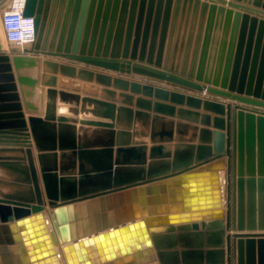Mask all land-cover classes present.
Returning <instances> with one entry per match:
<instances>
[{"label":"water","instance_id":"95a60500","mask_svg":"<svg viewBox=\"0 0 264 264\" xmlns=\"http://www.w3.org/2000/svg\"><path fill=\"white\" fill-rule=\"evenodd\" d=\"M186 1L244 11L235 47L229 22L213 38L210 18L187 71L155 61L152 47L144 59L142 11L132 45L137 0L123 51L120 0L111 17V1L105 11L104 0L25 1L35 40L0 39V250L21 252L0 264H61V253L67 264H172L179 249L198 264H264V0ZM76 77L103 86L101 97L82 96Z\"/></svg>","mask_w":264,"mask_h":264},{"label":"crops","instance_id":"0c3cea01","mask_svg":"<svg viewBox=\"0 0 264 264\" xmlns=\"http://www.w3.org/2000/svg\"><path fill=\"white\" fill-rule=\"evenodd\" d=\"M104 1H106L104 4L105 6H103L104 11L107 9L106 3L108 1L112 2V4L109 6L110 7V17H111L112 13H113V9H114L115 0H104ZM208 1L210 2V4L213 3V2H211V0H208ZM132 2H133V0H120L118 7H117V9L119 11L118 12L119 15H120V12L122 11L123 6L126 7V13H125L126 17H125V21H124L125 36L123 35L122 45L120 47V50L123 49L122 47H124V42L126 40V32L128 30L129 15H130V11L132 9ZM143 2H144V4L142 7ZM123 3H124V5H123ZM215 3L218 5V7L220 5H222L221 3L217 2V1ZM175 5H176V0H137L136 8H135V16H134L135 19H134V23L132 26V36H131L132 39H131V41H132V45H133L134 40L136 39L138 18H139L140 12L142 11V22H141V26H140V35L138 37V47H139V52H140V48H142V46L144 45V47H145V52H144L145 58L144 59H146V60L148 59V57L150 55V48L152 47V48H154L152 58L155 61L160 59L159 61H161L162 63L166 62L170 65H173L174 67H176L179 70H181V68L183 67V64H185V65H187L186 71L189 70L190 65H192L193 63L198 64V61L200 58V51H201V47H202L201 41L203 39V34L206 32L207 25H208L210 18H212V28L211 29H212L213 38L217 32L218 33V39H222L223 34L226 33V24H227V22H229L228 30H227V36H226V41L228 44L226 46H229L230 43L233 41L234 47H235V45L239 39V34L241 31L242 22H243L242 16H240L238 18L236 17V12L241 11L242 13H244V11L237 9V8H230V6L228 4H224V7H225L224 13L219 15L218 9L215 10L213 13H211V9L208 6L203 12L202 5H200L196 9L194 3H191L189 1L185 2V0H181L180 6H179V13L177 15V18H176V20L174 22V26H173V14L175 11ZM229 9H232V11H233V13L230 15V19L228 18L229 17V13H228ZM95 15H96V13H95ZM119 15L117 14V16H119ZM149 15H152V20H151L150 27H149L148 32H147V36H145L144 33L146 32L147 17ZM158 15L160 16V20H159L158 29L156 31L155 43L153 44V41H154V36H153L154 23H155V18ZM251 15H253V14H251ZM103 16H104V12L102 13V18H101L102 20H99L98 26L96 25L97 21L95 20V17H94L93 23L91 24V26H92L91 30H90L91 32L99 31L98 33H100L103 30V23H104L103 22ZM166 17H168V21H167V26L165 28L164 24H165V18ZM259 17H264V14L259 15ZM202 19H203V23H201ZM228 19H229V21H228ZM110 20H108L107 26L105 27V30L106 31L110 30L112 32H115L117 30L118 22L115 21L113 23V25H111L112 22ZM219 20H220V28L217 30L216 29L217 28L216 23ZM200 25H202V28H200ZM172 26H173V28H172ZM199 30L202 33L200 36V42L198 43ZM191 35H192V38L190 40L191 42H190L189 46L187 47V44H188V41H189ZM113 40H114V37H112V42H114ZM1 41L3 42V45L5 47L7 45L8 46H14V45H9V43H7L4 31H3V37H2ZM87 41H88V45H90L91 36L88 38ZM98 42H99V34H98V37L94 41V44L96 43L94 46L97 47L99 45ZM131 48H132V46H131ZM187 48H188V50H187ZM138 55H139V53H138ZM122 75L130 77V78L138 79V80L150 81V82L161 84V85L176 87V86H172L170 83L155 81L152 78L142 76V75H136V74H122ZM58 77L60 78L61 75L58 74ZM70 79H72V78H70ZM72 80L81 81L82 87L80 88L79 93L82 96L88 92H91V93H96L97 94L96 97H98V98L101 97L103 86L98 85L95 80H93L90 83L82 81L78 77L73 78ZM87 84L98 85L97 90L87 88L86 87ZM46 87L48 88V86H46ZM183 90L202 94L201 92L194 91L191 89L183 88ZM137 97H140V96H137ZM86 106L89 110H93L94 108H96L95 104L89 105V103H87ZM26 117H28V114H26ZM83 117H87V116L83 115ZM177 252H178V255H174V254L167 255L168 256V262H171L172 264L175 262H178L180 264H185V263L186 264H198L199 260L196 257L197 255L190 254V255L184 256L182 254L181 249L177 250ZM172 253H174V251ZM20 254H21L20 251H9V250H5V249L0 250V260H3V261L8 260V259H10V257H17ZM203 256H204L203 259L205 260L207 258L206 252L204 253ZM60 263L61 264H67L64 253H61V255H60ZM45 264H51V263L47 262Z\"/></svg>","mask_w":264,"mask_h":264},{"label":"built area","instance_id":"2783aa9c","mask_svg":"<svg viewBox=\"0 0 264 264\" xmlns=\"http://www.w3.org/2000/svg\"><path fill=\"white\" fill-rule=\"evenodd\" d=\"M26 0H0V8L7 4L1 16V24L7 42L23 48L35 40L34 17L25 16Z\"/></svg>","mask_w":264,"mask_h":264},{"label":"rangeland","instance_id":"374dc122","mask_svg":"<svg viewBox=\"0 0 264 264\" xmlns=\"http://www.w3.org/2000/svg\"><path fill=\"white\" fill-rule=\"evenodd\" d=\"M117 28H118V26H117ZM3 28H2V24H1V20H0V39L2 40V37H3V30H2ZM116 31L115 32H112L110 35H112V37H114L115 38V36H116ZM107 37V36H106ZM106 37H105V39H106ZM113 41H115V39L113 40ZM112 44H114V42H111V45ZM123 48V47H122ZM104 50V49H106V47H101V48H96V50ZM109 50H110V52H112V50H113V45H112V47H110L109 48ZM122 51H123V49H122ZM155 81H157V80H155ZM160 82H162V81H160Z\"/></svg>","mask_w":264,"mask_h":264},{"label":"bare ground","instance_id":"6f19581e","mask_svg":"<svg viewBox=\"0 0 264 264\" xmlns=\"http://www.w3.org/2000/svg\"><path fill=\"white\" fill-rule=\"evenodd\" d=\"M224 178H225V172L223 171L222 172V181H223V184H224ZM47 212V211H46Z\"/></svg>","mask_w":264,"mask_h":264}]
</instances>
